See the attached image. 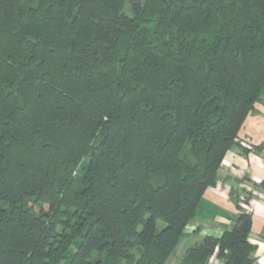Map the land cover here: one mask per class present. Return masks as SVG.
<instances>
[{
	"label": "trees",
	"instance_id": "obj_1",
	"mask_svg": "<svg viewBox=\"0 0 264 264\" xmlns=\"http://www.w3.org/2000/svg\"><path fill=\"white\" fill-rule=\"evenodd\" d=\"M263 97L264 0H0V264H166Z\"/></svg>",
	"mask_w": 264,
	"mask_h": 264
},
{
	"label": "crops",
	"instance_id": "obj_2",
	"mask_svg": "<svg viewBox=\"0 0 264 264\" xmlns=\"http://www.w3.org/2000/svg\"><path fill=\"white\" fill-rule=\"evenodd\" d=\"M237 140L239 144L223 160L217 184L205 191L195 218L185 227L184 236L166 264H179L187 248L206 236L221 237L246 209L252 217L254 264L264 263V97L245 119ZM232 189L239 191L242 208L231 197ZM218 261L215 253L211 264Z\"/></svg>",
	"mask_w": 264,
	"mask_h": 264
},
{
	"label": "built area",
	"instance_id": "obj_3",
	"mask_svg": "<svg viewBox=\"0 0 264 264\" xmlns=\"http://www.w3.org/2000/svg\"><path fill=\"white\" fill-rule=\"evenodd\" d=\"M245 212L246 213H250V210L249 209H246ZM216 264H221V263L218 261Z\"/></svg>",
	"mask_w": 264,
	"mask_h": 264
},
{
	"label": "water",
	"instance_id": "obj_4",
	"mask_svg": "<svg viewBox=\"0 0 264 264\" xmlns=\"http://www.w3.org/2000/svg\"><path fill=\"white\" fill-rule=\"evenodd\" d=\"M251 235V234H250Z\"/></svg>",
	"mask_w": 264,
	"mask_h": 264
}]
</instances>
